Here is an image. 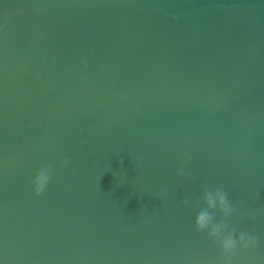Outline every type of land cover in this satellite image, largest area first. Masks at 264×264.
Masks as SVG:
<instances>
[{"label":"water","instance_id":"water-1","mask_svg":"<svg viewBox=\"0 0 264 264\" xmlns=\"http://www.w3.org/2000/svg\"><path fill=\"white\" fill-rule=\"evenodd\" d=\"M219 186L264 264V0H0V264H217Z\"/></svg>","mask_w":264,"mask_h":264},{"label":"clouds","instance_id":"clouds-1","mask_svg":"<svg viewBox=\"0 0 264 264\" xmlns=\"http://www.w3.org/2000/svg\"><path fill=\"white\" fill-rule=\"evenodd\" d=\"M84 66L87 67L86 61ZM67 163L65 161L64 166H67ZM178 175L181 177L185 175L183 168L179 170ZM51 180V164L39 169L32 181L34 195L36 197L42 196ZM201 201L203 206L199 208L196 214L194 227L198 233H206L207 239L217 244L219 249L217 264H232V259L238 248L243 253L258 246L259 238L256 235L245 231L237 233L236 226L228 222L229 218L236 212V208L223 186L214 189L205 188L201 197L196 199L195 204L199 206ZM189 203V198L185 197L183 204L188 205ZM217 215L220 217L219 220H217Z\"/></svg>","mask_w":264,"mask_h":264}]
</instances>
